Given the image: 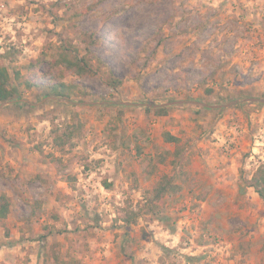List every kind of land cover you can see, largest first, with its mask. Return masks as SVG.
<instances>
[{
    "label": "rangeland",
    "instance_id": "1",
    "mask_svg": "<svg viewBox=\"0 0 264 264\" xmlns=\"http://www.w3.org/2000/svg\"><path fill=\"white\" fill-rule=\"evenodd\" d=\"M66 44L98 74L54 67ZM0 59L89 91L23 83L29 106L0 105V264H264V199L245 184L264 162V0H0ZM164 175L177 188L157 200Z\"/></svg>",
    "mask_w": 264,
    "mask_h": 264
},
{
    "label": "trees",
    "instance_id": "2",
    "mask_svg": "<svg viewBox=\"0 0 264 264\" xmlns=\"http://www.w3.org/2000/svg\"><path fill=\"white\" fill-rule=\"evenodd\" d=\"M94 37V35H92ZM96 42V39L94 40ZM54 67H63L65 70L79 76L84 77L87 75H97L98 67L92 63V60L87 55H81L78 50L71 44L60 46L57 56L52 60ZM13 71V72H12ZM48 84L38 83L36 80L29 79L27 77L22 78V74L18 70H11L9 65L0 59V105L3 103L12 102L3 107V110L9 108L22 109L25 105H30L28 102L18 101L23 95V83L26 88L43 87L47 96H54L58 98L71 99L74 95H88V88L80 83H74L66 81L63 75L54 79ZM110 85L118 87L122 81L117 78H111L107 81ZM23 88V89H22ZM147 111L153 113L156 116H166L171 111V105H157L152 104L147 107ZM81 122H76L67 126L62 135H58L54 139V143L57 147H64L71 143L73 139L78 136L81 130ZM165 141L177 142L179 137L166 132L164 134ZM140 152L142 149L139 147ZM170 153L169 149L164 147L162 152L158 154V162L163 163ZM58 157H54L53 161H58ZM247 186H252L264 199V162H262L255 170L251 178L245 179ZM177 185L173 184L170 176L164 175L162 180L159 181L155 187L154 196L157 200L163 198V196L172 190H176ZM11 197L6 191L0 194V219L7 217L10 212ZM42 201H36V206L40 205ZM137 211H128L126 215H122L124 222L136 221Z\"/></svg>",
    "mask_w": 264,
    "mask_h": 264
}]
</instances>
